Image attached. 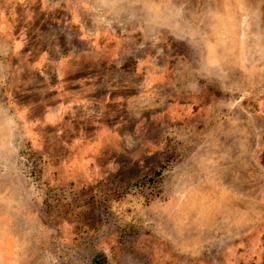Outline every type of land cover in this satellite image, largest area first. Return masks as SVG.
I'll return each instance as SVG.
<instances>
[{
	"label": "rangeland",
	"instance_id": "obj_1",
	"mask_svg": "<svg viewBox=\"0 0 264 264\" xmlns=\"http://www.w3.org/2000/svg\"><path fill=\"white\" fill-rule=\"evenodd\" d=\"M116 4L94 18L133 85L108 170L48 168V130H24L7 98L30 99L26 83H0V264H264V0Z\"/></svg>",
	"mask_w": 264,
	"mask_h": 264
},
{
	"label": "crops",
	"instance_id": "obj_2",
	"mask_svg": "<svg viewBox=\"0 0 264 264\" xmlns=\"http://www.w3.org/2000/svg\"><path fill=\"white\" fill-rule=\"evenodd\" d=\"M88 1L95 7H84ZM102 2L107 6L103 15L99 13ZM116 2L0 0V83L3 89L9 82L26 83L22 92L30 99L7 94L12 99L10 107L18 113L24 130H48L44 135L48 138V168L52 169V163L68 175L91 177L108 170L115 162L117 146L130 138L122 115L118 120L117 108L118 103L123 107L131 100L132 79L115 73L120 44L111 32V22L102 31L105 28L94 19L116 17ZM123 10L127 14L126 5ZM90 18L93 20L86 21ZM53 28L58 32H52ZM120 65L126 66V61ZM35 83L45 85L42 92ZM38 106L42 108L39 117ZM179 129L180 122L173 123L172 134L180 133ZM175 147L174 164L181 156L177 157ZM163 161H170L169 156ZM164 243L148 246V258L159 250L165 255ZM180 245V240H172L173 249L167 255L180 259ZM186 253L188 258L196 256L195 251ZM173 264L181 263L174 260Z\"/></svg>",
	"mask_w": 264,
	"mask_h": 264
}]
</instances>
